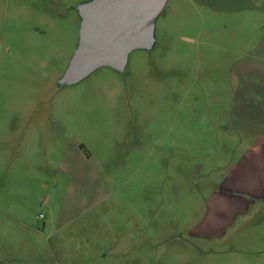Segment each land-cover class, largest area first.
<instances>
[{
  "label": "rangeland",
  "instance_id": "obj_1",
  "mask_svg": "<svg viewBox=\"0 0 264 264\" xmlns=\"http://www.w3.org/2000/svg\"><path fill=\"white\" fill-rule=\"evenodd\" d=\"M96 2L0 0V152L35 119L53 163L9 175L0 153V198L27 188L6 229L42 234L24 256L55 260L32 264H264V201L232 177L264 124V0H166L149 45L65 83ZM79 145L85 180L57 167Z\"/></svg>",
  "mask_w": 264,
  "mask_h": 264
},
{
  "label": "crops",
  "instance_id": "obj_2",
  "mask_svg": "<svg viewBox=\"0 0 264 264\" xmlns=\"http://www.w3.org/2000/svg\"><path fill=\"white\" fill-rule=\"evenodd\" d=\"M253 125H257L259 131L257 133H252L248 137L252 140H256V149H251L243 154L239 161L235 162L233 165V172L235 175L232 173V177L240 180L239 182L241 183L240 186H235V189L240 192L243 191L248 195L246 197L249 200L243 201L245 202L244 206L248 208L253 207L256 202L264 201V124L258 123ZM39 129L40 123L35 119H31L28 122L25 119L19 120L17 124L9 125V127L5 128V134L2 140L4 143H8L10 149L0 153L2 154L4 163L3 167L9 175H15L17 173L29 174L34 178L38 176L37 179L41 180L42 177L40 176L43 170L53 167L48 152L43 153L42 147L40 149L42 141L39 135ZM76 148L77 149H73L69 153L66 152L61 158V163H59L57 167L68 168L74 165V159H77L75 162V169L83 170L79 175L81 180H85L86 177H92L91 174L88 176L84 174L87 170L86 166L88 165L85 161H90L91 154L80 145ZM70 159L72 160L71 162ZM95 166L99 167L100 165L95 163ZM93 174L96 175L94 171ZM239 175H243L242 178L245 177V179H247L245 175H248V177L250 176L249 182L243 181ZM26 190L27 188L25 187L19 186L11 188L9 185L6 186L3 190V196L0 198V204L21 205L22 202L17 199V196L20 198L26 196ZM237 210L236 206L234 211ZM9 225V219H0V264H32L37 261L54 259L52 254L49 255V253L44 250L46 252V257L42 256L35 261H27L24 254L28 253V250L31 251L33 247H29L28 238L31 235L34 236L33 238L38 237V243L43 249L46 248V241L38 231H11L6 229L10 228Z\"/></svg>",
  "mask_w": 264,
  "mask_h": 264
},
{
  "label": "water",
  "instance_id": "obj_3",
  "mask_svg": "<svg viewBox=\"0 0 264 264\" xmlns=\"http://www.w3.org/2000/svg\"><path fill=\"white\" fill-rule=\"evenodd\" d=\"M166 0H97L85 8L81 44L62 81L75 82L98 65H118L134 45L147 46Z\"/></svg>",
  "mask_w": 264,
  "mask_h": 264
}]
</instances>
